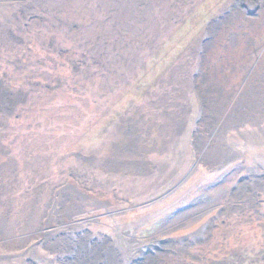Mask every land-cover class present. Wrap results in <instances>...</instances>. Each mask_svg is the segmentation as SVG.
<instances>
[{
  "label": "rangeland",
  "instance_id": "374dc122",
  "mask_svg": "<svg viewBox=\"0 0 264 264\" xmlns=\"http://www.w3.org/2000/svg\"><path fill=\"white\" fill-rule=\"evenodd\" d=\"M263 75L264 0H0V264L73 230L264 264Z\"/></svg>",
  "mask_w": 264,
  "mask_h": 264
},
{
  "label": "bare ground",
  "instance_id": "6f19581e",
  "mask_svg": "<svg viewBox=\"0 0 264 264\" xmlns=\"http://www.w3.org/2000/svg\"><path fill=\"white\" fill-rule=\"evenodd\" d=\"M224 22L225 19L223 22L221 20L216 23L208 32L207 38L211 37L210 35L214 33L219 23ZM260 79L264 80V75ZM239 104V106L243 107V111L246 109L248 111L249 109H254L260 103L242 101ZM211 118L212 120L208 122V128L209 132L214 135L217 129H219L216 125L218 123V115L214 114ZM63 203L64 200L60 199L56 204L62 205ZM55 215L59 221L62 212L56 211ZM67 217H70V215L68 214ZM58 223L61 224L60 221ZM70 228L71 230L80 229V227L76 228L75 226H70ZM4 230L1 227V240L5 237ZM40 236L41 239L37 243L38 248L40 245V248L46 251L47 254L55 255L53 260H47L45 264H163V256L170 258L173 254L183 255L187 250L185 246L177 248L172 242L167 241L152 242L150 245L149 243H141L127 250L122 244V236L119 233H114L115 238L102 235L96 236L92 233L85 231L77 232L75 230L67 234L62 232L57 236L45 232L41 233ZM10 257L9 253L0 254V260L5 263H8Z\"/></svg>",
  "mask_w": 264,
  "mask_h": 264
}]
</instances>
